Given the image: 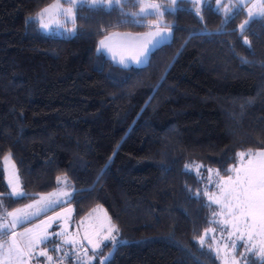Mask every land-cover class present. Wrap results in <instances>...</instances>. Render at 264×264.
I'll list each match as a JSON object with an SVG mask.
<instances>
[{
    "label": "trees",
    "instance_id": "1",
    "mask_svg": "<svg viewBox=\"0 0 264 264\" xmlns=\"http://www.w3.org/2000/svg\"><path fill=\"white\" fill-rule=\"evenodd\" d=\"M53 2L0 0V157L12 153L30 194L10 198L0 172L3 207L56 190L66 175L75 219L103 205L122 240L94 264H221L198 240L216 207L196 195L204 181L185 165L223 176L236 153L264 147V18L234 1L178 0L164 14L173 38L145 64L123 66L99 42L148 29L154 16L131 15L137 0H122V10L78 5L74 34L41 28L37 14ZM63 246L55 262L73 254Z\"/></svg>",
    "mask_w": 264,
    "mask_h": 264
},
{
    "label": "snow or ice",
    "instance_id": "2",
    "mask_svg": "<svg viewBox=\"0 0 264 264\" xmlns=\"http://www.w3.org/2000/svg\"><path fill=\"white\" fill-rule=\"evenodd\" d=\"M192 2L199 4L200 0H192ZM65 3L68 5L67 7L64 6ZM176 3L177 0H170V5ZM216 3L219 4V0H216ZM85 4L93 9L113 8L114 5L121 7V10L123 8L122 0H63V2L54 0L37 15L40 20H43L45 14H48L63 27L69 22L75 24L74 9L78 5ZM136 6L139 11L131 13L132 16L144 20H147L149 16L156 17L153 22L145 25L150 31L145 34L147 39L138 52V57H147L151 51L150 46L155 45L156 38L163 39L167 33H170L171 27L161 23L164 16L161 4L154 3L152 0H137ZM221 7L225 13L230 11L227 5ZM221 7L217 8V12L221 10ZM232 7L238 10H243L246 7L250 19L264 18V0H251L250 5L245 4L244 0H238L237 4H233ZM167 10L172 12L174 8L169 7ZM60 17H63L62 23ZM248 23L249 21L246 20L239 26L240 29L243 30ZM42 27L47 29L50 26L42 24ZM69 31L74 34L75 28ZM99 43L98 51L105 49L111 51L105 40H101ZM135 59L137 63L142 62L139 58ZM235 161L231 167L225 169L226 175L223 176L218 169L207 168L206 180L208 183H212L213 174L217 177L213 185L216 191L209 192L205 188L202 192L196 193L197 196L207 197L209 206L212 204L218 206V210L212 213L214 217L212 223L219 226V235H212V243H208L209 235L216 232L215 228H209L204 230L198 240L202 247H207L210 252H214L217 257L221 258L222 264H239L236 255L238 246L243 249L239 253L240 257L252 253L264 258V147L238 152L235 155ZM204 167L202 164L185 165L186 170H194L197 176L201 175L200 169ZM0 172L7 173V184L10 189L7 195L10 198L18 200L30 195L23 190L11 152L0 157ZM56 184L57 191L48 193L47 196L37 194L39 198L31 204L25 205L23 209L8 211L3 207V199H0V208H3V212L0 213V264H31L32 260L38 261L39 257H45V264H53L54 258L47 249L49 242L54 245L52 249L54 252H60L63 245H72L73 255L80 261V264H90L94 256H88L85 242L91 245L95 252L104 241L115 240L113 233L118 229L111 223L110 218L107 222H101L98 225H86L85 221H80L74 233H69L66 222L59 225L60 231L48 232L53 223L62 220L60 213L48 217L39 225L31 228L25 227L23 232H17L18 225H24L34 217L70 202L72 191L66 190L71 187L68 177L66 175L58 176ZM73 191H75L74 188ZM3 195L5 194L0 193V196ZM81 227L85 229L82 236L79 231ZM53 236L60 238V243L52 240ZM41 245L45 247L41 249ZM80 251H83L84 255L88 257L87 261L80 257ZM67 255L65 253L64 257H57L56 264H63V259Z\"/></svg>",
    "mask_w": 264,
    "mask_h": 264
},
{
    "label": "rangeland",
    "instance_id": "3",
    "mask_svg": "<svg viewBox=\"0 0 264 264\" xmlns=\"http://www.w3.org/2000/svg\"><path fill=\"white\" fill-rule=\"evenodd\" d=\"M191 1H192V0H191ZM204 1H205V0H200V3H199V4H202ZM245 1H247V0H244V2H245ZM62 2H63V0H62ZM152 2L161 4V5H162V9H161V10L164 11V14H165V10H166V8H169V7L175 8V7H176V4H175V5H170V0H152ZM177 2H178V0H177ZM164 5H165L166 7H164ZM48 6H49V5H48ZM48 6H46V7H48ZM64 6L67 7L68 5L65 3ZM46 7H45V8H46ZM43 9H44V8H43ZM43 9H42V10H43ZM42 10H41V11H42ZM41 11H40V13H41ZM74 11H75V13H76V10H75V9H74ZM38 19H39V17H38ZM59 19H60V22L62 23V22H63V17H60ZM155 19H156V17L150 18L148 22L151 23V22H153ZM39 21H40V24H41V28H42L44 31H46V32H53V31L55 30V32H59L60 34H72V32H70L69 30L74 28L73 23H71V22H69V23H67V24H64V26L61 27L58 23H56L55 19L50 18V16H49L48 14H45L44 19H43V20H40V19H39ZM161 23H162V24H165L164 16H163V18H162V20H161ZM42 24H48L50 27L47 28V29H45V28L42 27ZM149 31H150V29L148 28L146 31L141 32V33H137V34H136V35H138V37H139L138 40H137V43H141V46L144 44V41L147 39V37H146L145 34L148 33ZM165 31H167V30H165ZM114 32H115V33L111 32L110 34L106 35V36L102 39V40H105V43L108 44V46L112 44L111 42H112V37H113V35H117L116 33L120 32V31H114ZM112 33H113V34H112ZM114 37H115V36H114ZM106 38H108V39H106ZM165 38H166L167 41H164ZM172 38H173V29L171 28L170 33H167L166 37H164L162 40L159 39V37H157V38H156V41H157V39L160 40V42H162V43H158V44L161 45V44H163V42H168V41H170ZM119 40H120V39H118V38L115 39V40H114V43L119 42ZM156 41H155V42H156ZM156 47H157L156 45L151 46V48H156ZM135 52L138 53L139 51H132V53H128V54H120V55L117 54V55H116L117 58H118L117 61L120 62L119 59H121V60L124 62V63H122V65L126 66L125 63L130 62V59H129L130 57L132 58L133 56H137V58L141 59V57H138V54H136ZM148 59H149V58H147L145 61H143V59H141V60H142V63L145 64V63L148 61ZM135 63H136L137 65L139 64V63H137V62H135ZM141 65H142V64H141ZM12 159H13V161L15 162L16 169L18 170V173H19V169H18V166H17V164H16V161H15L13 155H12ZM207 168H208V167L205 166V168H201V169H200V173H201L200 177H201L202 180L204 181V185H203V187H204V189L207 188L209 192H215L216 189H215V187H214L213 185H214V182L216 181L217 177L213 174V175H212V183H208V181L206 180V177H207V175H208L207 170H206ZM209 168H211V167H209ZM212 169H214V168H212ZM19 176H20V173H19ZM63 176H65V175H61V177H63ZM6 179H7V173H6ZM20 182H21V185H22L21 177H20ZM22 187H23V185H22ZM23 190H24V187H23ZM57 190H58V189L53 190V191L48 192V193H52V192H55V191H57ZM66 190H68V191H72V194H73V190H72V189L70 190L69 188H67ZM24 191H25V190H24ZM48 193H42V195L47 196ZM38 198H39V197L36 196V197L30 199V200H29L27 203H25L24 205L19 206V207L15 208V209H23V208L25 207V205L33 203L34 200H36V199H38ZM205 198H206V200H207V197H205ZM207 201H208V200H207ZM215 207H216V210H218V206L215 205ZM15 209H13V210H15ZM69 209L71 210L70 212L67 211V210H69ZM13 210H12V211H13ZM94 210H95V211H94ZM216 210H215V211H216ZM56 213H60V215H61V217H62V220L56 221L55 223L52 224L51 228L48 229V232H50V233L60 231V227H59V225H60L61 223H64V222H66V223L68 224V231H69V233H71V232L73 231V228H75V227L77 228V226H78V224H79L80 221H85L86 225H98V224L101 223V222H107L108 219L110 218L111 223H112L113 225H115L114 222H113V220H112V218H111V215H110L108 209H107L105 206H103V205H97V206H95V207L92 209V211H91L88 215H86L83 219L79 220V222L75 225V221H77V220L75 219L74 216H70V213H72V215L74 214V206H73L72 204H70V203H67V204H64V205H61V206H57L54 210H49V211H47L46 213H42L41 215H39V216H37V217H34L33 219H31V220L28 221V222H31V224H32L33 226H35V225H39V224H41V221H46V220L48 219V217H50V216H55ZM213 220H214V217H213ZM28 222H27V223H28ZM31 224H30V225H31ZM115 226H116V225H115ZM19 228H24V227H21V225H18V227H17L16 229H19ZM116 228H117V226H116ZM209 228H215V229H216V232H215V233H211V234L209 235V237H208V239H210V241L212 242V240H211V236H212V235H216V236H218V235H219V232H220V229H219V226H218L217 224H215V223H213V225H211V226L208 227L207 229H209ZM117 229H118V228H117ZM84 230H85V229H84L83 227H81V228L79 229V231H80V235H81V236L83 235ZM203 233H204V232H203ZM203 233H202V235H203ZM113 235L115 236V240H114V241H111V240L104 241V243L101 245V247H100L98 250H96L95 252H93V250H92V248H91V245H88L87 242H85V247L88 248V256H94V259L90 262V264H94V263L97 261L98 256H99L98 253H99L102 249H104V247H105L107 244L112 243V244H113V248H114L116 245H118V244L122 241V240L120 239L119 231H118V230H117L116 232H114ZM4 239H7V237H4ZM52 239H53V240H58V243H59V241H60V238H57V237H55V236H53ZM71 246H72V245H71ZM62 247H64V246H62ZM72 248H73V246H72ZM77 250H79V249H77ZM241 251H243V249L240 248V247L238 246V247H237V250H236V255H237V259L239 260V264H241V262H243L244 259H247V258L250 257V256H256V255H254V254H252V253H248V254H246V256H244V257H240L239 253H240ZM48 252H49L50 255H55V252H54V251H53V252L48 251ZM111 253H112V250H109V251H108V254H111ZM79 255H80L81 258H83V260L87 261L88 257L84 255L83 251H80V252H79ZM97 255H98V256H97ZM99 257H100V256H99ZM103 257H104L103 260H105V259L107 258V256H103ZM256 257H258V256H256ZM259 258H261V257H259ZM219 259H220V263L222 264V260H221V258H219ZM68 264H80V261L78 260V261H76V262H74V263H69V262H68Z\"/></svg>",
    "mask_w": 264,
    "mask_h": 264
},
{
    "label": "crops",
    "instance_id": "4",
    "mask_svg": "<svg viewBox=\"0 0 264 264\" xmlns=\"http://www.w3.org/2000/svg\"><path fill=\"white\" fill-rule=\"evenodd\" d=\"M223 1H225V0H219V4H221ZM228 1H234L236 3L238 2V0H226V2H228ZM244 3L250 5L251 0H247ZM246 10H247V8H246ZM113 33H115V32H113ZM116 34L117 35H113L112 42H111L112 44L109 45V48L111 49V51H109L107 49L101 50L104 53H106L107 55H109L113 60L118 62L117 61L118 58L116 56L117 54L118 55H120V54H128V53H132V51H140L141 43H137V40L139 38L138 35H136L137 33L120 31V32H118ZM117 38L120 39L119 42L114 43V40L117 39ZM159 39H161V38L159 37ZM164 41H167L166 38H165ZM158 43H162V42H160V40L157 39V41L155 42V45L157 47L160 46V44H158ZM163 43H165V42H163ZM99 49H100V43H99ZM154 49L155 48H151V51L154 50ZM151 51L149 52V55H150ZM136 54H138V53H136ZM149 55L147 57H141V59H143V61H145L147 58H149ZM135 58H137V56H133L132 58L130 57L129 58L130 62L125 63V65L126 66L137 65L135 63L136 62ZM119 60H120V62H118V63L122 65V63H124V62L121 59H119ZM141 64H143V63L141 62L138 65H141ZM70 216H74L75 217V208H74V214L72 215V213H70ZM78 222H79V220L75 221V225ZM26 227L31 228V227H34V226L31 224V225H28ZM24 228L16 229V231L17 232H23ZM75 231H76V227L73 228V231L71 233H74ZM41 249H43V245H41ZM43 260H45L44 257H39L38 261L34 259V260H32L31 264H43ZM63 264H65V263H63Z\"/></svg>",
    "mask_w": 264,
    "mask_h": 264
},
{
    "label": "built area",
    "instance_id": "5",
    "mask_svg": "<svg viewBox=\"0 0 264 264\" xmlns=\"http://www.w3.org/2000/svg\"><path fill=\"white\" fill-rule=\"evenodd\" d=\"M61 257H64V256H61ZM66 258L72 259L73 261H75L77 259L73 254H68ZM66 258L63 259V262H65ZM53 264H56V262L54 260H53Z\"/></svg>",
    "mask_w": 264,
    "mask_h": 264
}]
</instances>
